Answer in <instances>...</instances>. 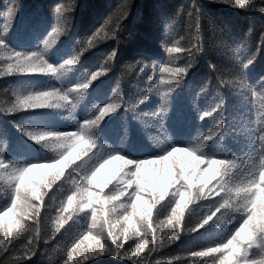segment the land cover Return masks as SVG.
<instances>
[{"label": "clouds", "instance_id": "clouds-1", "mask_svg": "<svg viewBox=\"0 0 264 264\" xmlns=\"http://www.w3.org/2000/svg\"><path fill=\"white\" fill-rule=\"evenodd\" d=\"M207 2L264 14V0ZM20 6L21 0H11L4 13L8 20L5 32ZM131 11L132 6L121 14L124 21ZM56 13V23L41 51H12L0 39V60L4 61L0 77L15 72L53 74L59 79L90 49L108 41L120 43L116 29L123 32V24L109 27L110 14L74 56L59 66L49 63L47 54L72 27V20L61 17L60 7ZM253 36L251 28L244 31V43L237 44L243 54L227 57L231 60L227 75H218L216 65L209 63L219 88L204 107L199 101L209 93L211 78L195 91L191 105L197 126L187 143L176 142L168 122L178 91L198 64L196 54L204 51L199 18L188 34L190 39L181 36L170 44L168 60L153 67L146 94L134 102L124 99L118 82L110 101L98 106L94 116L79 122L76 130L20 126L22 135L48 158L9 160L0 149V195L8 198L0 209V264H29L42 253V244H52L57 237L62 241L66 236L69 242L65 246L60 241L53 245L62 251L58 264H96L109 256L120 257L127 264H264V75L255 82L249 77L264 51V31L255 34V44ZM116 59L117 50H113L86 81L64 90L30 91L24 96L29 101L26 107L13 105L4 113L68 109V118L76 120L86 91ZM182 59L185 62L178 63ZM153 92L160 104L153 111L140 112ZM228 94L237 98L231 119ZM121 108L141 125L158 154L144 158L127 155L124 144L131 138L127 124L119 147L101 138V124ZM205 121L209 122L207 129L201 127ZM229 140L240 145L239 151L226 143ZM146 170L152 173L150 186ZM101 176L108 177L102 192L94 184ZM165 177L167 184L162 183ZM93 194L96 200L107 201L108 207L92 202ZM142 201L149 207L139 208ZM10 211L16 224L11 233L7 223ZM192 216L195 220L185 226V218ZM209 228H215L217 236L205 247L186 254L161 255L183 237Z\"/></svg>", "mask_w": 264, "mask_h": 264}, {"label": "trees", "instance_id": "trees-1", "mask_svg": "<svg viewBox=\"0 0 264 264\" xmlns=\"http://www.w3.org/2000/svg\"><path fill=\"white\" fill-rule=\"evenodd\" d=\"M203 3L204 7H202ZM10 4L11 0H0V39H3L7 48L12 51H41L43 41L56 23L57 7H60L62 18L67 17L69 21L72 20L71 31L68 35L61 36L46 56L49 63L57 66L65 59L74 56L80 50L83 41L101 26L110 14L112 19L109 27L123 24L124 30L120 33L119 28L116 29L117 34L120 35L119 45L113 40L90 49L81 56L79 63L59 79L53 74L15 72L0 77V149H4V155L9 160L24 159L31 162L48 158L44 150L22 135L20 126L46 131L76 130L79 122L94 116L98 106L110 101L118 82L121 85L120 91L127 101L134 102L138 96L146 94L148 77L152 75L153 67L168 60L167 48L175 39L181 36L188 37L199 18L204 34V51L202 54H196L195 59L198 64L189 73L185 87L178 91L174 101V111L168 122L177 143L189 142L191 132L197 126L191 105L195 91L211 78L209 93L199 101L200 106L204 107L219 88L214 69L210 68L209 63L216 65L218 75H227L231 70V60L227 57L243 54L242 50H237V44L244 43V31L249 28L253 30L254 44L255 34L264 31V14L243 9L235 10L229 6L208 3L207 0L205 2L204 0H21L19 11L11 27L5 32L4 27L8 20L4 13L7 12ZM131 6L132 11L124 21L121 14L126 13V9ZM113 50H117V59L113 61V67L92 82L75 113L76 120L68 118V109H22L10 115L4 113L13 105H19L20 100L30 91H46L54 88L64 90L86 81L100 68ZM184 62L183 59L178 61L180 64ZM3 67L4 61L0 60V69ZM142 68L143 72H141ZM259 75H264V51L249 73L250 80L255 82ZM236 103L237 98L228 94L229 119L231 115H235L233 106ZM159 104L160 98L153 92L149 100L140 106L139 111H153ZM125 124L131 129V138L124 144L127 155L144 158L158 154L155 147L147 141L141 125L123 108L105 118L99 129L101 138L114 147H119ZM208 126V121L201 125L205 129ZM227 142L233 150L239 151V144L232 140ZM145 176L150 186L151 171L146 170ZM107 179V176H101L94 181L101 192ZM162 183L167 184L168 178H162ZM2 188L3 183L0 182V190ZM59 195L60 193H57V197ZM94 197L95 194L92 202L103 203L105 209L108 207L107 201L96 200ZM7 202L8 198L0 195V209ZM92 202L88 207L92 206ZM138 207L144 209L149 205L142 201ZM7 217L8 230L11 233L16 228L15 214H8ZM194 220L195 216L186 217L185 226ZM129 223L134 224V220H130ZM216 232L215 228H209L185 236L176 245L164 249L161 255L186 254L199 250L215 239ZM57 241H60L63 247L69 242V237H64L62 241L57 237ZM57 241L49 245L42 244V253L34 257L29 264H47V261L48 264H58L62 251L53 248ZM96 264H127V262L120 257L109 256L100 258ZM184 264H187V261Z\"/></svg>", "mask_w": 264, "mask_h": 264}, {"label": "snow or ice", "instance_id": "snow-or-ice-1", "mask_svg": "<svg viewBox=\"0 0 264 264\" xmlns=\"http://www.w3.org/2000/svg\"><path fill=\"white\" fill-rule=\"evenodd\" d=\"M43 99H46V98H43ZM29 101L27 99H21L20 100V103H19V106L20 107H26L28 105Z\"/></svg>", "mask_w": 264, "mask_h": 264}, {"label": "rangeland", "instance_id": "rangeland-1", "mask_svg": "<svg viewBox=\"0 0 264 264\" xmlns=\"http://www.w3.org/2000/svg\"><path fill=\"white\" fill-rule=\"evenodd\" d=\"M8 214H12V215H13L14 213H12V212L10 211ZM7 219H8V217H7Z\"/></svg>", "mask_w": 264, "mask_h": 264}, {"label": "bare ground", "instance_id": "bare-ground-1", "mask_svg": "<svg viewBox=\"0 0 264 264\" xmlns=\"http://www.w3.org/2000/svg\"><path fill=\"white\" fill-rule=\"evenodd\" d=\"M151 71V70H150ZM19 132V131H18Z\"/></svg>", "mask_w": 264, "mask_h": 264}]
</instances>
